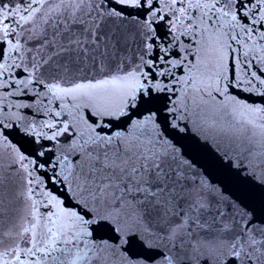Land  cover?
I'll list each match as a JSON object with an SVG mask.
<instances>
[{"label":"snow or ice","instance_id":"snow-or-ice-1","mask_svg":"<svg viewBox=\"0 0 264 264\" xmlns=\"http://www.w3.org/2000/svg\"><path fill=\"white\" fill-rule=\"evenodd\" d=\"M190 133L264 190V0H0V264H264Z\"/></svg>","mask_w":264,"mask_h":264},{"label":"water","instance_id":"water-1","mask_svg":"<svg viewBox=\"0 0 264 264\" xmlns=\"http://www.w3.org/2000/svg\"><path fill=\"white\" fill-rule=\"evenodd\" d=\"M252 99H255V97ZM184 143L188 146L189 154L200 165L208 169L213 179L222 181L230 193L244 199L246 203L251 204L259 211L262 202H264V190L251 184H241L239 179L231 177L230 172L226 174L224 169L217 163L216 146L211 141L205 145L202 140H197L194 133H190L185 138ZM226 175L228 178H225Z\"/></svg>","mask_w":264,"mask_h":264}]
</instances>
